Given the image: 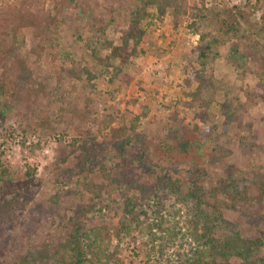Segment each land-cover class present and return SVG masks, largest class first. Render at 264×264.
Here are the masks:
<instances>
[{
  "label": "rangeland",
  "instance_id": "374dc122",
  "mask_svg": "<svg viewBox=\"0 0 264 264\" xmlns=\"http://www.w3.org/2000/svg\"><path fill=\"white\" fill-rule=\"evenodd\" d=\"M129 1L0 0V86L8 87L0 98V264H57L75 219L84 235L108 229L106 241L91 249L105 250L101 261L87 251L85 264H177L182 252L179 258L167 246L162 255L160 242L154 250L142 231L159 217L182 226L201 219L200 211L244 239L261 240L254 259L264 257V0H184L189 15L182 20L172 10H151L136 55L121 61L103 41L121 44ZM195 9L208 19L194 20ZM221 20L240 32L212 50L213 74L234 87L247 111L243 128L207 139L183 103L188 86H197L201 35L208 42ZM101 21L112 23L102 36ZM56 45L73 62L53 61ZM77 67L94 79L70 78ZM218 94L211 111L220 125ZM174 110L182 119L176 126ZM181 139L192 143L187 155L177 153ZM160 180L168 197L157 216L136 188ZM127 199L148 217L117 238ZM87 202L95 208L83 216Z\"/></svg>",
  "mask_w": 264,
  "mask_h": 264
},
{
  "label": "trees",
  "instance_id": "16d2710c",
  "mask_svg": "<svg viewBox=\"0 0 264 264\" xmlns=\"http://www.w3.org/2000/svg\"><path fill=\"white\" fill-rule=\"evenodd\" d=\"M129 2H131L132 5L131 10L127 13L128 27L121 34V44L115 46L113 43H108L106 40L103 41V44L106 43L110 48V57L117 58L121 61H127L130 56L136 55L137 48L145 37L142 23L151 15V10L157 11L160 16H164L168 10H172L175 20L183 19V17L189 15V9L185 7L184 0H130ZM195 11L197 12L193 14L191 12L190 16L194 20L204 17L203 19L205 21L206 17L203 16V9H195ZM207 19L208 18H206V20ZM101 22L102 25L98 29L100 36L112 25L111 22ZM206 24L209 28L213 25L211 21ZM219 26L216 33L210 36L208 42V35H201V42L205 43V50L201 51L199 55L200 69L195 75L197 86L194 89H192L191 84L188 86L189 89L185 91V96L189 101L183 103L184 108L194 112L196 120H200L205 125L204 130L201 129V136L207 137V139L221 138L222 136L220 135H223V132L225 133L224 130L234 125L240 128L242 117L245 111H247L246 104L242 103L234 87L215 78L213 74L212 65L214 64L216 55L211 54L212 50L224 40L238 38L240 32L235 24H229L226 20H221ZM230 56H233V51L230 53ZM52 59L53 61L60 60L63 65L69 61L73 62L71 56L59 45L54 46L52 50ZM62 71L64 70L62 69ZM84 74L87 76V84L94 79L89 69L79 67H77L75 72L71 73L69 77L73 78V80H82ZM7 89L8 87L0 86V98ZM219 92L223 93L221 95L222 102L219 106L220 117L223 122L217 125V123H214L217 114L211 111V107L214 98L219 95ZM250 97L251 95H249V98ZM171 120L174 122V126L182 123V119H180L177 110H174L171 114ZM245 128L251 130L252 124L248 123ZM194 129H199L198 125H195ZM219 130H221L222 133H218ZM191 147V141L188 139H181L177 143V153L180 155H187ZM216 148L219 149V146ZM3 175H7V171L4 170ZM165 181L166 183L164 184L166 187L171 179L166 178ZM160 182L161 180L153 187L140 185L136 188V190L141 193V201L144 202L148 208L153 210L157 216H161V208L164 207L163 203L168 197L164 192L165 190L161 189ZM94 208L95 205L93 202L92 204L87 202L79 211L83 216H86L87 213L92 212ZM138 208L140 209L141 205L135 200L127 199V201H125L123 209L124 215L118 223V228L115 230V236L117 238H120L122 234L130 235L135 228H137L134 225L140 224L142 217H148L145 209H142L140 212ZM198 214L202 216L201 219L192 217V222L189 219L184 222L182 226L179 225L180 220H176V218L164 221L163 217H159V223H155V220H152V223L142 232H146L147 236L150 237V244L154 250L157 245L156 243L160 242L158 251L162 255L167 246L175 247V249L178 250L177 254H179V258L182 252L183 255L178 259L177 264H208L210 260L212 261L211 264H231L230 262L233 258L240 260V262L242 261V264H264V257L254 259V255L257 254V251L263 246L261 240L244 239L235 232H230L228 227L222 228V225L219 224L221 222L219 216L209 218L207 214L201 211ZM75 220L77 223L74 224V229L71 233V241L69 244L60 247L55 253L57 264H85L88 261L87 251H89L90 254H94V258L101 261L102 254L105 253V250L99 249L100 252L98 250L94 253L91 249L92 246H96L97 243L101 244L106 241V231L108 229L101 227L92 228L89 233H85L84 235L81 233V229L75 226L76 224L81 225V223H78L77 219ZM226 223L225 221L224 224L226 225ZM183 227H185L186 230H184ZM223 229L224 232L222 236L219 237L218 233L223 231ZM177 243L178 245H176ZM174 264H176V262Z\"/></svg>",
  "mask_w": 264,
  "mask_h": 264
}]
</instances>
